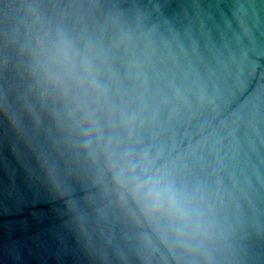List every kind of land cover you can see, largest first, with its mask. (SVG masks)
I'll use <instances>...</instances> for the list:
<instances>
[{
  "label": "water",
  "instance_id": "water-1",
  "mask_svg": "<svg viewBox=\"0 0 264 264\" xmlns=\"http://www.w3.org/2000/svg\"><path fill=\"white\" fill-rule=\"evenodd\" d=\"M0 264H264V0H0Z\"/></svg>",
  "mask_w": 264,
  "mask_h": 264
},
{
  "label": "clouds",
  "instance_id": "clouds-1",
  "mask_svg": "<svg viewBox=\"0 0 264 264\" xmlns=\"http://www.w3.org/2000/svg\"><path fill=\"white\" fill-rule=\"evenodd\" d=\"M60 52L62 57L67 60L69 55L67 47L63 46ZM138 187L145 193L154 209L168 210L181 218L187 215L186 209L170 185L161 183L157 178H148Z\"/></svg>",
  "mask_w": 264,
  "mask_h": 264
}]
</instances>
